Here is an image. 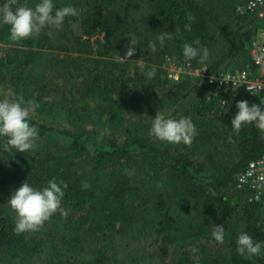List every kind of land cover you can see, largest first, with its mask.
<instances>
[{
  "label": "trees",
  "instance_id": "trees-1",
  "mask_svg": "<svg viewBox=\"0 0 264 264\" xmlns=\"http://www.w3.org/2000/svg\"><path fill=\"white\" fill-rule=\"evenodd\" d=\"M246 1L53 0L55 8L71 5L78 14L66 17L62 29L46 27L16 41L1 20L0 89L14 102L34 100L39 107L29 114L38 129L34 148L5 151L0 137V264H142L128 241L161 235L178 253L172 264H264V213L235 182L264 154V132L255 123L239 131L231 125L238 101L261 106L260 100L241 89L213 97L203 77L183 75L170 84L162 69L164 58L173 57L205 67L208 76L255 75L248 44L258 22L236 13ZM38 2L20 0L29 7ZM75 21L82 36L70 29ZM164 32L173 38L162 47L157 42L153 52L149 44ZM130 33L138 40L136 54L116 61L130 46ZM184 43L206 48L207 60L186 58ZM149 70L154 78L145 75ZM157 112L190 117L191 145L150 135ZM52 179L63 182L64 214L44 223L42 238L17 234L10 195L24 182L42 190ZM213 225L224 227L223 244L233 256L205 249L191 256L194 242L215 241ZM241 233L261 243L258 255L237 251ZM125 238L119 255L115 241Z\"/></svg>",
  "mask_w": 264,
  "mask_h": 264
},
{
  "label": "clouds",
  "instance_id": "clouds-1",
  "mask_svg": "<svg viewBox=\"0 0 264 264\" xmlns=\"http://www.w3.org/2000/svg\"><path fill=\"white\" fill-rule=\"evenodd\" d=\"M77 9L71 5L62 8H55L53 0H39L34 7L25 6L20 0H5L0 5V19L9 26L10 38L13 41L27 39L33 35L38 36L46 27L62 29L65 18L76 16ZM191 19V18H190ZM190 30V26H185ZM49 37L52 32L47 33ZM174 33H161L156 41L149 44V48L157 51V42L162 47L166 39H172ZM130 46L124 56L117 54L116 61L122 62L124 59L133 57L136 54L138 40L135 34L130 33ZM199 44V40L193 42ZM183 55L189 60L199 57V62L204 63L208 58L206 48L198 49L192 43L183 44ZM143 65V61H139ZM145 75L151 79L155 76L154 70H149ZM255 95L251 89H247ZM39 105L34 100L24 102H9L0 100V137H5L4 150L16 149L19 152L31 150L38 139V129L29 124V114L38 108ZM237 113L231 119V125L239 131L244 124L255 123L259 129L264 130V109L258 103L249 104L247 100H240L236 103ZM150 135L160 141L172 144L184 143L191 145L196 135L195 125L190 117L180 119L166 118L157 112L153 118ZM63 182L57 183L55 179L48 182L42 190L34 189L29 183H22L19 188L10 195L8 204L16 213L14 231L17 234L26 231H36L44 225L50 217L57 211L64 214L62 208V198L64 191L61 187ZM67 185L64 184L63 188ZM83 187H88L84 184ZM213 239L223 243L225 230L223 226L213 225L211 233ZM237 251L240 254H248V257L256 256L261 251V243L253 240L247 233H241L237 239Z\"/></svg>",
  "mask_w": 264,
  "mask_h": 264
},
{
  "label": "built area",
  "instance_id": "built-area-1",
  "mask_svg": "<svg viewBox=\"0 0 264 264\" xmlns=\"http://www.w3.org/2000/svg\"><path fill=\"white\" fill-rule=\"evenodd\" d=\"M236 13L255 19L264 25V0H247L244 6L237 7ZM248 45L252 63L257 69L255 75L246 71H232L208 76L205 67L192 68L186 62L165 57L162 65L165 78L170 84H174L183 75L203 77L212 87L213 97L219 94L230 95L241 89L248 96L258 98L264 109V36L252 38ZM247 89H251L255 95ZM218 103L222 107L225 101L219 100ZM261 131L264 132V130ZM235 182L238 189L250 192V202L260 205L264 213V154L249 161L242 172L236 175Z\"/></svg>",
  "mask_w": 264,
  "mask_h": 264
},
{
  "label": "rangeland",
  "instance_id": "rangeland-1",
  "mask_svg": "<svg viewBox=\"0 0 264 264\" xmlns=\"http://www.w3.org/2000/svg\"><path fill=\"white\" fill-rule=\"evenodd\" d=\"M5 2V0H0V5H2ZM76 17V16H74ZM0 19V23H1ZM256 27V36L255 37H262L264 36V25H261L260 23L257 24ZM71 31L77 35L82 36L83 30L79 27V22L75 21L71 24ZM8 100L9 102H14V96L9 92L8 90H1L0 89V100ZM99 134L97 133V138H100ZM77 217L78 215L75 214ZM49 226L48 223L45 224V226L40 227L36 231H27V237L33 238V239H39L44 236V234L47 232ZM156 238L151 237L144 240H134L131 239L129 244L131 245L133 250L139 249L144 257V261L142 264H151L150 259L153 257V264H172L174 259L177 257V252L174 250L173 247L169 246L164 238L163 235L158 237L157 241H155ZM125 239H117L115 242L117 244V252L119 255L122 254V250L125 249ZM201 249H205L210 255L215 256L220 253L226 255L227 257L231 258L233 256L232 249L223 243H219L216 241L211 240H198L194 242V244L189 248L190 255L193 256L195 253L200 251Z\"/></svg>",
  "mask_w": 264,
  "mask_h": 264
}]
</instances>
